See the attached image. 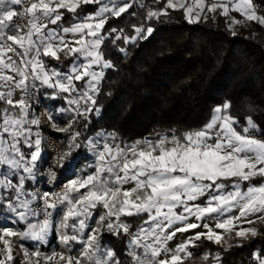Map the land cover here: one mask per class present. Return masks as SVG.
Here are the masks:
<instances>
[{
  "label": "snow or ice",
  "instance_id": "6c2138e0",
  "mask_svg": "<svg viewBox=\"0 0 264 264\" xmlns=\"http://www.w3.org/2000/svg\"><path fill=\"white\" fill-rule=\"evenodd\" d=\"M90 4L98 5L94 14L86 15L81 22L61 26L65 13L78 16V10ZM131 7L128 0H0V103L4 105L0 107V165L7 166V172L0 178V187L14 193L7 198L0 197V207L15 213L20 220L28 214L37 215L30 208L31 201L21 199L25 180L33 176L35 162L41 154V140L37 138L33 142L30 138L32 129L26 127L40 124L36 117L28 119L31 94L44 86L58 89L60 93L75 92L74 81H85L89 91L98 92V85L105 76L103 70L115 67L101 51L105 40L102 33L110 18H119ZM168 9L183 10L189 23L199 22L205 9L210 13L219 9L221 15L235 11L247 21L264 26V16L257 13L253 0H213L210 4L207 0H166L163 9L149 10L146 18L167 15ZM241 22L232 20L233 25ZM107 31L110 34L118 30ZM119 31L122 33L123 29ZM134 31L136 36L123 37L125 43L138 37L146 39L154 29L134 26ZM68 34L74 39L67 40ZM115 39L119 40L121 36L117 35ZM61 54L75 58L68 73L49 69L43 59L59 61ZM80 60L83 62L78 63ZM94 66L101 70L95 71ZM17 90L21 95L14 99ZM89 91L81 92L80 98L94 106L96 100ZM68 103L79 104V99ZM230 108L231 103L227 101L216 106L210 120L200 129L179 135L171 130V135L157 134L155 140H138L123 148L104 143L97 153L99 163L93 174L73 182L62 195L51 201L49 194L44 193L41 197L44 203L41 211L45 215L42 223H29L26 231L19 232L0 227V242L4 245L0 249V255L4 256L0 264L13 260L12 237L43 240L52 226L49 217L58 208L62 212L59 229L80 233L79 236L69 235L63 231L61 242L80 241L85 245L81 257L74 259L61 255L64 264H82V259L89 264H122L113 251L102 249L100 235L103 229L117 235L122 230L129 235V264H184L185 259L193 255L189 247H195L196 241L202 238L227 244L233 232L240 238L257 236L255 227L237 230V225L254 223L248 217L255 214H260L256 218L264 222V129L248 116L237 130L240 121L230 114ZM90 111L92 108L86 107L79 114ZM77 136L79 133H75L72 140L75 141ZM21 142L35 150L25 154ZM21 170L28 177L20 175ZM14 176L18 177L16 184L10 179ZM257 179L260 183H253ZM129 184L132 186L124 187ZM242 185L246 187L242 188ZM80 189L87 191L80 192ZM202 198H206L204 203H197ZM98 208L104 211L97 214ZM233 209L238 210V215L219 218ZM142 214H147L144 224L148 227L141 226L135 233L130 232L121 217ZM93 216H98L97 226L90 228L87 220ZM191 217L198 222H188ZM206 217L215 219V229L222 232H216L207 222L199 223ZM177 224L181 226L174 227ZM201 227L206 231L195 232L175 248L168 247V242L177 233ZM24 255L29 257L27 251ZM40 255L39 252L31 253L37 257L36 264H39ZM208 258L209 254L205 253L203 259ZM219 258L217 253L216 259ZM255 258L259 264H264L261 254L256 253ZM53 259V256L47 257L49 262Z\"/></svg>",
  "mask_w": 264,
  "mask_h": 264
},
{
  "label": "trees",
  "instance_id": "16d2710c",
  "mask_svg": "<svg viewBox=\"0 0 264 264\" xmlns=\"http://www.w3.org/2000/svg\"><path fill=\"white\" fill-rule=\"evenodd\" d=\"M255 2L264 6V0ZM165 4L166 0L135 1L128 12L109 19L102 33L105 40L101 51L115 67L104 71L89 116L67 132L57 134L63 146V163L74 160L77 151H86L88 141L102 133L125 146L155 138L157 134L171 135V130L179 135L200 129L210 120L213 109L226 101L231 103L230 114L240 121L237 130L248 116L264 129V26L250 22L234 30L225 17L189 23L183 10L172 9L159 18H146L149 10H161ZM97 8L95 4L83 5L78 16L65 13L61 24L69 26L81 17L94 14ZM134 26L152 27L154 31L146 39L138 37L125 43L123 37L136 36ZM112 28L118 31L109 34L107 30ZM117 35L121 39L116 40ZM121 48L125 51L121 52ZM74 59L61 54L59 61L48 58L46 64L67 73ZM37 95L46 102L41 91ZM75 133L79 136L74 144ZM22 151L28 154L34 148L28 151L23 145ZM46 163L42 152L35 163V180L42 177ZM35 182L30 181L27 189L33 190ZM253 183L259 184L260 180ZM121 219L135 233L146 217L122 216ZM251 227L258 230L257 236L240 238L232 234L227 244L202 239L190 248L193 255L184 264H259L255 254L264 257V222L256 220ZM129 239L122 230L117 235L104 229L101 243L112 249L122 264H129ZM205 253L209 254L208 260L203 259Z\"/></svg>",
  "mask_w": 264,
  "mask_h": 264
},
{
  "label": "rangeland",
  "instance_id": "374dc122",
  "mask_svg": "<svg viewBox=\"0 0 264 264\" xmlns=\"http://www.w3.org/2000/svg\"><path fill=\"white\" fill-rule=\"evenodd\" d=\"M94 70L100 71L101 69L99 66H94ZM105 70L106 69H104L103 71H105ZM83 82H85V81H78V82L74 81V84H75L76 89H77V91H75L76 93H79V91L81 90L78 87V85L82 84ZM98 88H99V85H98ZM51 89L55 90V93H56V95L51 94L53 99H58L57 94L60 93L58 91V89H54V88H51ZM85 91H89L87 89V86H85ZM98 92L89 91V95L93 96V98L96 100ZM71 93H67V94L71 95ZM42 96H43V94H42ZM38 99L40 101H42L39 96H38ZM68 99H71V98L69 97ZM45 101L46 102H43V101L42 102L44 104L48 105L51 112L53 113L49 131L51 133H53L52 135H54L58 139H60V138L57 136V134H62L64 132H67L68 130H70V128H74L79 121H82V120H84V118H87L89 116V113L91 112L90 111V112L85 113L84 115L77 116L76 112L74 114H72V113H70V111L66 110L65 107L63 108V110H64L63 112L61 111L60 108H59V110H53V108H52L53 104H51L50 102L48 103L47 99ZM87 104H89V106H90V107L88 106L89 108L93 107V105H91L90 102H87ZM56 107L58 108L59 106H56ZM84 109H85L84 107H81L82 111H84ZM33 117H36V115H35L32 107H31L29 109L28 119H31ZM73 117H76V118H73ZM0 122H2V121H0ZM69 125H71V126L69 127ZM26 127H30L32 129V135L30 138L33 142L37 138H39L41 140V145H40L41 152L45 153L46 142H45V139L43 137V127L40 124H39V126L27 125ZM62 129H64V130L62 131ZM37 133H39V136L36 135ZM5 136H6V134H5ZM157 138L158 137H155L152 139L155 140ZM148 139H150V138H148ZM96 140H98L99 142L103 141L104 143H109L111 145L116 143L115 138L113 136L102 133L96 137H92L88 141L86 151H83V152L77 151L78 155L74 160L70 161L67 164L63 163V160H62L60 162V165L57 166V167H61L62 169L65 167L72 166L77 159L80 160L78 162V165H81V164L84 165V167L79 170V173H76L73 177H70V179L66 180L65 191H66V189H68V187L70 185L73 184V182L82 180V179L86 178L88 175H91L94 173L99 161H98V159H94L93 157H91L88 151L93 146H99L96 143L93 144V141H96ZM72 142L74 143L75 141L72 140ZM60 143L62 146V142H60ZM23 145H24L23 142H21V144H20L21 150H22ZM77 145L74 146L75 149L78 148ZM61 148H62V156H63V146ZM32 149L33 148H31V149L28 148V151H31ZM41 155H42V153L40 154V156ZM39 160H40V158L38 159V161ZM37 162H35V163H37ZM78 165H76L75 168ZM6 172H7V166L0 165V178H2V174L6 173ZM20 175H24L25 177H28V174L23 173L22 170L20 172ZM43 175H44V173H43ZM35 178H36V175H35V171H34L33 176L31 178H27L25 180L24 195L21 196V199H27V200L32 201V198L34 196V192L36 190V186H37L38 182L40 181V178L37 180H35ZM10 179L12 180L13 184H16L18 182V177L14 176V177H10ZM30 181H32V183H33V181H36L35 182V188L33 190L27 189ZM85 191H87V189H80V192H85ZM10 195H14V193H12L11 190H7V189L0 187V197L7 198ZM69 195L74 196V195H76V193H69ZM61 207H64V206H61ZM95 211L98 214V213L103 212L104 210L102 208H98ZM61 218H62V216L58 215L56 217V219H54L52 221V226L49 229L47 235L45 236V238L43 240H33L30 238L21 240L18 236L12 237L11 238V248H12L13 260L10 261V263L11 264H36L37 257L31 256V253H34V252H39L41 254L40 257L38 258L39 264H64V261L60 260L61 255L65 256V257L71 256L74 259L77 257H81L83 248L85 246L83 243H81L80 241H70L68 244L61 242L60 235L63 231H66L69 235H72V234H76L78 236L80 235L79 232L73 233V231L71 229H67V230L59 229V220ZM97 219H98V216H93L92 218L87 220V223L89 224L90 228H94L97 226ZM31 220H32V218H31L30 214H28L24 220H20L19 217L15 213H9V212L5 211L4 207H0V227H8V228L14 229L18 232L19 231H26L28 224L31 223ZM70 223H71V221H70ZM33 224H40V223H33ZM103 232H104V229L102 230V234H103ZM87 234L88 233L86 230L83 235L86 237ZM102 234L100 235V244H101L102 249L113 251L112 249H110L108 247L102 246V243H101ZM21 245H23V248L21 247ZM3 247H4L3 243L0 242V249H3ZM24 251H27L29 253V257H25ZM113 253H114V251H113ZM49 256L54 257V259L50 262L47 260V257H49ZM0 257L3 258L4 256L0 255ZM82 264H89V262L87 260L82 259ZM213 264H217V263H213Z\"/></svg>",
  "mask_w": 264,
  "mask_h": 264
},
{
  "label": "built area",
  "instance_id": "2783aa9c",
  "mask_svg": "<svg viewBox=\"0 0 264 264\" xmlns=\"http://www.w3.org/2000/svg\"><path fill=\"white\" fill-rule=\"evenodd\" d=\"M211 1L212 0H207L208 3H211ZM254 7L257 12H259L262 16L264 15L263 5L255 2ZM30 104L36 117L40 120V125L43 127V137L46 142L45 155L47 158V164L45 166L44 175L40 178V181L36 186V190L30 204V208L37 212V215L30 214L32 218L31 223H42L45 219V215L41 211V209L44 208V203L41 197H43L44 193H48L49 200L51 201L56 196L62 195L65 191L66 180L73 177L76 173H79V170L82 169L84 165H78L80 160L77 159L72 166L65 167L63 169L61 167H57L60 165V162L62 161L61 157L63 156L60 139L52 135L53 133L49 131L52 120H50L49 117H52L53 113L48 105L38 99L37 91L31 94ZM76 165L78 166L75 168ZM58 215L62 216V212L59 208L53 212V215L49 217V219L53 221Z\"/></svg>",
  "mask_w": 264,
  "mask_h": 264
},
{
  "label": "crops",
  "instance_id": "0c3cea01",
  "mask_svg": "<svg viewBox=\"0 0 264 264\" xmlns=\"http://www.w3.org/2000/svg\"><path fill=\"white\" fill-rule=\"evenodd\" d=\"M135 1H137V0H134V2ZM128 2L133 3V0H128ZM212 2H213V0L211 1V3ZM254 3H255V0H253V4ZM208 4H210V3H208ZM90 5H94V4H90ZM109 6L111 7V4ZM257 13L259 15H261L259 12H257ZM205 17H207V18L208 17H212L214 20H217L219 17H225L227 19V21H228L229 26L231 28H233L234 30H236V26H239V25H248L250 23L249 21H247L246 19H244L243 17H241V15L239 13L235 12V11H231L227 16H224V15H221L220 14V10L219 9L217 10L216 13L207 12V10L205 9V12L202 14L200 20H204ZM84 18L85 17H81L78 20V22L83 21ZM233 18H235L237 20H241L242 22L240 24L233 25L232 24ZM61 26H63V25L61 24ZM50 27H54V26H50ZM66 39L69 40V41H71V40L74 39V37L71 34H68L66 36ZM43 59L46 62V59H48V57H43ZM77 62L80 63V62H83V61L80 60V61H77ZM49 69H56V68H49ZM56 70L60 71L59 69H56ZM68 72H69V69H68ZM76 82H78V81H76ZM81 85L82 84H79L78 87H80ZM85 86H86V83L84 84L83 88L79 91V93L72 92L71 95H68L67 93H61V94L59 93V94H57L58 95V99H53V97L51 96V94H55L56 95L55 90H52L51 88H47L46 86H44V87H40L39 91H41V94H43V98H42L43 100H46L47 99V102L48 103L50 102L51 104H53V107H52L53 110H59V108H60L61 111L63 112L64 111L63 108L65 107L66 110L70 111V113L74 114L76 112V115L79 116L80 115L79 113L84 112V111L81 110V107L86 108V107L89 106V104L86 103L85 99H81L80 98V93L85 91ZM20 95H21V93L19 92V90H17L16 93L14 94V97L13 98L14 99H19L20 98ZM69 97L71 99H68ZM75 99H79V104H76V103L70 104V103H68L69 100H75ZM54 102H56V103H54ZM56 106H59V107L57 108ZM73 118H76V117H73ZM150 139H152V138H150ZM95 143L98 144L99 146H93V147H91L88 152H89V154H90L91 157H93L94 159H98L97 153H98V151H100L102 149V145H103L104 142L103 141L102 142H99L98 140H96V141H93V144H95ZM112 145H114V146H120L122 148L129 146V145L121 146L117 142L115 144H112ZM228 183L230 184V182H228ZM131 186L132 185L129 184V185H125L124 187L125 188H129ZM244 187H246V186L245 185H242V188H244ZM205 199L206 198H202L201 200L197 201V203L203 204ZM177 211L178 212H181L182 209H177ZM232 215H238V210L237 209H233L231 212L225 213L223 216H220L219 218L220 219H224V218H227L228 216H232ZM258 215H260V214H255V215L249 216L248 219L249 220H252V221H256V220H258L256 218ZM139 216H145L146 217L145 220L148 219L147 214H142V215H139ZM188 222H198V221H196L194 217H191V218H189V221ZM204 222L209 223L216 232H218V233L219 232H222V230H220V229H215V222H216L215 219L206 217L204 221H200L199 223H204ZM251 224H249L247 222H240L237 225V230H239V228H251ZM178 226H181V225L180 224H177L174 227H178ZM143 227L147 228L148 225L144 224ZM202 231H206V230L203 229V227H201V228H198V229H195V230H190L187 233H177L176 237L172 241H169L168 242V247L169 248H175L177 244H179L181 241L185 240L188 236L194 235L195 232H202ZM233 234H234V232H233ZM202 239L200 241H196V245L199 244L202 241ZM190 248H191V246L189 247V251H190ZM0 259H4V257L3 258L0 257ZM7 264H11L10 261H8Z\"/></svg>",
  "mask_w": 264,
  "mask_h": 264
}]
</instances>
